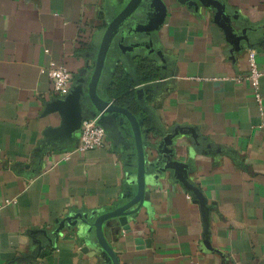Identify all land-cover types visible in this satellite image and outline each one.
Returning <instances> with one entry per match:
<instances>
[{"label": "crops", "instance_id": "obj_1", "mask_svg": "<svg viewBox=\"0 0 264 264\" xmlns=\"http://www.w3.org/2000/svg\"><path fill=\"white\" fill-rule=\"evenodd\" d=\"M128 1L0 0V264H114L83 214L136 194L133 130L106 113L104 146L66 157L79 135L55 131L61 96L42 69L91 71ZM162 1L120 26L97 84L136 114L145 165L142 202L104 237L118 264H264V0Z\"/></svg>", "mask_w": 264, "mask_h": 264}, {"label": "water", "instance_id": "obj_2", "mask_svg": "<svg viewBox=\"0 0 264 264\" xmlns=\"http://www.w3.org/2000/svg\"><path fill=\"white\" fill-rule=\"evenodd\" d=\"M187 5L197 6V3H201L204 6L212 7L221 12L224 6L219 0H178ZM145 3V4H144ZM148 4V5H147ZM151 4V6H150ZM150 6V7H148ZM149 8V9H148ZM165 10V6L162 0H129L125 7L120 11L106 26L103 31L98 51L96 54L95 64L91 71H88L75 79L70 92L55 99L50 107L59 111L61 115V123L55 129V131L67 138L73 139L75 134L79 131L81 122L84 117L94 116L99 114L100 122L105 125L104 115L109 112L124 115L134 133L137 154H138V171H137V192L134 197L127 203L114 207L113 209L104 212L96 217L93 215L83 214L84 216V229L83 233H88L91 229H94L95 236L100 246L110 255L114 264H118L117 257L112 248L108 244L103 234V223L111 218L119 217L122 224L126 223V217L131 214L133 210L130 208L136 204H140L143 200L144 187H145V165H144V153L142 136L140 129V121L136 114L126 106L118 104L113 100L110 101L105 95L97 92V84L101 76V72L104 67L106 55L110 48L114 37L118 34L120 26H122L128 19L132 18L137 11L145 13V11ZM145 10V11H144ZM264 28V25L262 29ZM75 78V77H74ZM141 92L142 90H138ZM92 110V111H91ZM71 217H67L69 220ZM61 224H64V220Z\"/></svg>", "mask_w": 264, "mask_h": 264}, {"label": "built area", "instance_id": "obj_3", "mask_svg": "<svg viewBox=\"0 0 264 264\" xmlns=\"http://www.w3.org/2000/svg\"><path fill=\"white\" fill-rule=\"evenodd\" d=\"M247 60L250 71L246 79L250 82L255 101L261 105L262 97L259 92V83L262 72L256 62L255 51L248 52ZM42 71L50 78L53 91L56 94L65 96L70 92L74 84V74L65 63L52 64L43 68ZM77 134L79 135V143L69 150L66 157L74 151L83 152L104 146L106 131L100 122L99 114L84 118Z\"/></svg>", "mask_w": 264, "mask_h": 264}]
</instances>
